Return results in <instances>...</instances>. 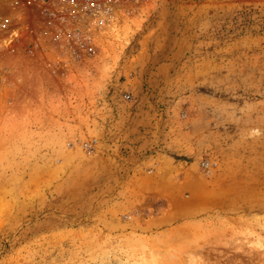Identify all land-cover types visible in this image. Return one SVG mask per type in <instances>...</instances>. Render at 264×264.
<instances>
[{
  "label": "rangeland",
  "instance_id": "374dc122",
  "mask_svg": "<svg viewBox=\"0 0 264 264\" xmlns=\"http://www.w3.org/2000/svg\"><path fill=\"white\" fill-rule=\"evenodd\" d=\"M82 69L0 99V264H264V0H136Z\"/></svg>",
  "mask_w": 264,
  "mask_h": 264
},
{
  "label": "built area",
  "instance_id": "2783aa9c",
  "mask_svg": "<svg viewBox=\"0 0 264 264\" xmlns=\"http://www.w3.org/2000/svg\"><path fill=\"white\" fill-rule=\"evenodd\" d=\"M134 1L0 0V99L72 98L68 84L82 81Z\"/></svg>",
  "mask_w": 264,
  "mask_h": 264
}]
</instances>
